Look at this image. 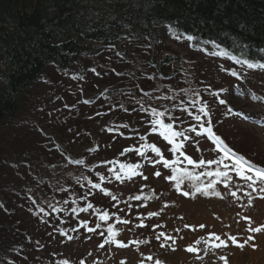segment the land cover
Returning a JSON list of instances; mask_svg holds the SVG:
<instances>
[{
    "label": "rangeland",
    "instance_id": "obj_1",
    "mask_svg": "<svg viewBox=\"0 0 264 264\" xmlns=\"http://www.w3.org/2000/svg\"><path fill=\"white\" fill-rule=\"evenodd\" d=\"M158 39L160 44L155 46V51L161 50V54L170 51L182 58L180 69L183 72L165 79L155 77V70L143 64L147 49L150 48L147 45L133 48L129 59L120 58L114 48H102L101 45L89 55H82L79 65L71 64L61 72L53 70L48 78L33 83L16 120L0 127L5 148L0 155V224L10 225L14 219L23 224L21 227L29 233L28 240L22 242L23 231L10 234L11 238V230L6 232V237L10 239L7 240L8 246L2 248L12 252L17 261L22 262L21 259L25 257L20 255V248L31 245L36 250L40 247L46 249L42 252L51 254L53 261L48 262L51 264L63 260L69 264H157V261L160 264H226V261L229 264H264V192H260L262 185L259 182L256 191H252L243 185L235 172L229 171L233 178L229 189H225L222 183L215 186L220 196L212 194V190H209L208 195L197 192L184 196L183 191H193V181L183 178L181 190L177 191L176 181L166 179L173 175L172 169L164 168L162 162L151 164L144 158L147 156L159 160L150 148H140L144 156L135 151L124 155L125 165H139L132 179L116 180L110 171L113 168L105 166L106 158L111 156V160L119 159L118 148L121 144L111 139L112 129H104L127 125L131 134L137 136L126 139L125 144L146 145L152 139L147 136L153 134L146 132L155 118L152 109H156L175 120H184L187 126H197L194 124L197 115L207 122L211 118L213 131L228 145L253 164L264 167V68H249L227 57L196 54L191 50V38L182 34L163 30ZM82 69L85 75L74 76L75 72ZM232 70L238 76L231 77ZM127 86L131 87L130 103L126 90L123 91ZM109 88L121 92L105 98L107 92L112 95ZM220 90L223 91L217 98L214 93ZM98 93H103L101 103L96 98ZM144 97H150L151 100H145ZM137 99L141 101L133 105ZM219 99H224L226 104L221 105ZM193 100L199 101L195 107H192ZM205 103L208 111L206 119L199 110ZM185 108L187 111L181 115V110ZM138 134H146L145 139H140ZM203 136L207 134L188 140L185 144L188 150L196 155V160L200 159L197 157H204L206 161L220 160L223 155H217L211 141ZM89 137L96 139L92 142L93 146L88 144ZM190 143L198 145L193 148ZM151 144L161 148L158 141ZM56 148L74 151L80 160L100 163L93 171V177L103 175L104 190L108 192L107 196L104 190L103 193H96V203L90 201L92 208L87 212L81 211V215L86 213L84 218L73 217L74 224L70 227L66 224V218L70 215L65 210L57 209L47 201L44 205L37 203V195L48 192L50 182L60 178V184L67 187L77 177L64 158H53ZM86 148L99 150L89 154L85 152ZM164 149L166 153L163 156L171 157L167 148ZM13 153L20 161L23 160L20 164L24 165L12 164ZM45 157L47 162L57 160V178L51 173L41 180L37 169L29 173L26 160H32L30 163L33 166L39 165L42 169L41 162ZM230 162L231 159H224L220 164H205L196 170L187 169L194 170L196 174L218 168L224 171V164L231 168ZM177 165H181L178 170L186 168L182 161ZM114 170L119 171V168ZM178 170L176 175L179 177ZM156 171L161 172L159 177L154 175ZM144 176H147V180ZM92 179L87 177V181ZM212 179L215 177L201 176L199 183L207 184ZM22 181H29L28 185L32 189L23 185L17 188L11 186ZM234 185H241L244 191L251 193V203L244 191L237 192L239 199L230 195V191H236ZM72 190L76 188L72 187ZM135 196L142 198L133 199ZM30 198L34 199L32 205L43 209L40 215L46 216L47 221H43L37 210L26 206L31 202ZM53 208L57 211H53ZM74 209V214L80 212L77 206ZM103 212L109 214L107 221L99 220L98 213ZM149 213L158 215L149 216ZM62 221L65 224L63 227L58 225ZM81 221H87L90 228H96L97 224L100 227L94 233L88 232L84 227L78 228ZM109 225L113 226L116 233L114 239L124 246L104 243L109 236ZM74 228L78 230L73 231ZM252 228H261V231H250ZM62 232L66 234L62 235ZM160 233L165 235L157 240L156 236ZM3 234L0 232V243L5 238ZM94 235L93 240H88ZM233 236L237 240L236 244L230 239ZM220 240H225L227 246L215 247ZM101 244H104L103 248L99 247ZM17 245L18 251L14 254ZM190 247L198 251H188ZM28 256L32 258L34 255L29 252ZM33 258L34 262L39 260L35 256ZM2 261L4 259L0 257V264Z\"/></svg>",
    "mask_w": 264,
    "mask_h": 264
},
{
    "label": "trees",
    "instance_id": "obj_2",
    "mask_svg": "<svg viewBox=\"0 0 264 264\" xmlns=\"http://www.w3.org/2000/svg\"><path fill=\"white\" fill-rule=\"evenodd\" d=\"M163 30L191 36V50L196 54H201L200 47H214L237 60L264 63V0H0V127L16 120L33 83L48 78L53 70L61 72L71 64L79 65L82 55H89L101 45L102 48H114L116 54L124 59H129L133 48L147 45L151 49H147L143 64L155 70V77L165 79L183 72L180 69L182 58L170 51L163 54L161 50L155 51ZM128 73L132 78L129 66ZM82 75H85L83 69L74 73V76ZM125 90L130 103L131 87L127 86ZM111 91L112 95L107 92L104 97L116 96L121 92L115 89ZM102 95H96L99 103ZM141 99H137L133 105ZM144 99L151 100L150 97ZM115 126V132L123 127ZM109 130L111 128L104 129ZM115 132H111V139L121 144L118 148L120 152L126 145ZM89 141L88 144L93 146L92 142L96 139L89 137ZM4 149L0 137V155ZM98 150L86 148L85 152L95 154ZM75 153L67 148H56L53 157L64 158L77 176L67 187L61 185V179L56 176L57 160L47 162L45 157L41 162L42 169L39 165L33 166L30 163L32 160H26L29 173H32V169L39 170L41 180L51 173L57 178L55 182H50L48 192L37 195V203L44 205L47 201L57 209L65 210L70 215L66 218L69 227L74 224L73 217L84 218L86 215H81V211L74 214L72 209L77 206L80 210L90 201L96 203V193H102L92 191L87 181L88 176L95 178L92 170L97 165L88 159L76 163L80 159ZM111 154L112 151L109 156ZM11 159L15 166L24 165L20 164L23 160L20 161L15 153ZM99 178L100 175L95 180ZM28 184L29 181H22L11 186L17 188L23 185L32 189ZM72 187L76 190H72ZM76 192L78 195H75ZM85 195L87 199H81ZM30 201L26 206L37 210L43 221H47L46 216L40 215L42 208L32 205L34 199L30 198ZM22 225L14 219L10 225L0 224V232L5 233L0 243V257L4 259L1 264H51L48 263L53 261L51 254L42 252L46 249L42 250L41 247L36 250L31 245H23L20 248V255L25 256L22 262L14 259L12 252L2 248L8 246L10 234L18 230L23 231L22 242L28 240L29 233ZM58 225L63 227L65 224L62 221ZM9 231L10 238L6 237ZM17 251L18 245L14 254ZM29 252L39 260L34 262V256L29 257Z\"/></svg>",
    "mask_w": 264,
    "mask_h": 264
},
{
    "label": "snow or ice",
    "instance_id": "obj_3",
    "mask_svg": "<svg viewBox=\"0 0 264 264\" xmlns=\"http://www.w3.org/2000/svg\"><path fill=\"white\" fill-rule=\"evenodd\" d=\"M212 55H220L222 53H217V52H212ZM245 63H247L245 61ZM248 67L249 68H264V63H257V64H252V63H248ZM92 71H95V69H92ZM231 76H238V73L235 70H232L230 73ZM220 91H217L214 93L215 96H217V98L220 95ZM195 95L199 96V93H196ZM199 103L198 100H193L192 101V107H195L197 104ZM219 103L221 105L226 104V101L224 99H219ZM178 107V106H177ZM147 110V109H145ZM200 112L203 113V115L205 117L208 116V111H207V103H205L203 106L200 107ZM187 111V108L182 109L181 110V115H183V112ZM229 111H231V109H229ZM152 115L153 117H155L152 120V124H153V130H155V126L159 125L160 127H162L164 129L163 132H161V135L164 137V139L166 141H168V143L170 145H172L170 151L172 152L173 155H175V153L177 151H180L183 147H184V141L183 140H177V137H180L183 135V133L175 131L173 128V124L171 123H165L162 119V117H164L166 115L165 112H158L156 109H152ZM178 118V117H177ZM197 123L199 124V128H200V132L197 133V135H200L201 133H206L208 138L213 140L216 144V147L218 149V151L220 153H223V157L220 160H209V161H205L203 158L199 159V161H195L193 160L190 156L185 155L184 152H181V155L184 156V160L187 162V164L193 165L194 168L196 167H201L204 166L205 164L211 165L214 163L220 164L223 163L224 159H232L233 163L231 165V168H229V165L224 164V171H221L219 168L212 171V170H206L205 172H201L199 174H196L193 171L188 170L187 168L184 169H180V175L179 177L176 175L177 173V167L176 165L181 163V161L179 160V157H177L175 160H168L163 156V153L161 151V149L159 147H157L155 144H151V145H142V149L146 150V149H151V151L153 153L156 154V156L159 157V160H152L150 157L145 156L144 158L149 160V163L151 164H159V163H163V167L164 168H171L173 175L166 177V179L168 180H175L176 184L175 187L177 189V191H180V184L183 180V178H188L191 181H193L192 183V189L193 191H183L182 194L184 196H189V195H195L197 192H201L205 195L209 194V190H212V194L216 195V196H220V192L219 191H215V186L217 183H222L224 185L225 189H229L230 186V182L232 181V176L229 175V171H233L236 173V175L238 177H240L243 181V185L246 186V188L251 189L252 191H256V186L257 183L259 182L260 185H262L260 187V192H264V167L261 166H257L255 164H253L251 161L247 160L245 157L238 155L237 153H235L231 148L228 147L227 144L224 143V141L217 136L214 132L213 129L211 127V118L208 119V127H205L203 123H201V116L197 115L195 117ZM191 131L195 132L196 131V126L193 125L191 126ZM185 139H188V137H185ZM198 150V149H197ZM125 151H131V149H126ZM141 156H144V151L137 149L136 150ZM76 163H83L82 160H77L75 161ZM139 165H124L121 164L120 165V170L119 171H115L113 169H110V171L113 172V175L115 176L116 180H123L125 179V177H127L128 179H131L132 176L136 175L137 173L135 172V169L138 168ZM127 169V171H125ZM155 176L159 177L161 175L160 171H156L154 173ZM201 176H207V177H215V179L210 180L209 183L207 184H201L199 183L200 181V177ZM105 177H101V179H104ZM145 180H147V176L143 177ZM89 183H92L91 181H89ZM236 187V191H230V195L232 197H236L237 199H239V197H237V192H241L244 191V187H242L241 185H234ZM92 187L100 189L101 185L99 183H92ZM104 194L107 196L108 192L107 190H104ZM244 195L249 197V203H251V193L244 191ZM142 197L141 196H135L133 197V199L136 200H140ZM81 199H87V195L82 196ZM112 199H115V197H112ZM65 203H67V201H65ZM51 207V205H49ZM89 208H92V204L88 203L86 207L81 208L80 211L86 212L88 211ZM41 211H43V209H41ZM53 211H57V209L53 208ZM73 212L76 211V209H72ZM119 211V210H118ZM114 215V214H113ZM149 216H154V215H158V213H149ZM98 217L99 220L101 221H107L109 219V214L107 212H103V213H98ZM124 223H127V221H124ZM142 226V225H141ZM79 227H84L88 232H95L96 228H99L100 225L97 224L96 228H90L88 227V222L87 221H81L80 224L78 225ZM187 227V225H186ZM201 228L204 227V225H200ZM78 228H74L73 231H77ZM250 231H254V232H259L261 231V228H252L250 229ZM108 233L109 236L105 239L104 243H116L118 246H124L122 245L119 241H116L114 239L116 233L113 229L112 225H109L108 227ZM66 233L62 232V235H64ZM101 236H103V233H100ZM164 233H160L159 235L156 236V239L159 240L162 236H164ZM69 239H71V237H69ZM165 239H173L172 237H165ZM217 240H219V237H216ZM231 241L233 244L237 243L236 238L230 237ZM249 239H251V237H249ZM245 243H247V241H245ZM164 245H161V247H163ZM215 247L219 248L221 246H227V242L225 240H220L219 244H215ZM240 247H243V244L239 245ZM99 247L103 248L104 244L99 245ZM188 251H198V249H194V248H189ZM149 259H151V257H149ZM223 259V258H222ZM60 264H69V262L67 260H63L60 262ZM81 264H83V262H81ZM121 264H123V262H121ZM157 264H160L159 261H157Z\"/></svg>",
    "mask_w": 264,
    "mask_h": 264
},
{
    "label": "bare ground",
    "instance_id": "obj_4",
    "mask_svg": "<svg viewBox=\"0 0 264 264\" xmlns=\"http://www.w3.org/2000/svg\"><path fill=\"white\" fill-rule=\"evenodd\" d=\"M190 41H191V43L193 42L192 38H191V40H190Z\"/></svg>",
    "mask_w": 264,
    "mask_h": 264
}]
</instances>
